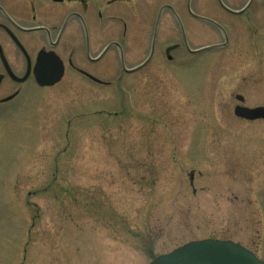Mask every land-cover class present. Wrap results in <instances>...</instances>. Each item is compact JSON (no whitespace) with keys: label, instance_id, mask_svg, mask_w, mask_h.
I'll use <instances>...</instances> for the list:
<instances>
[{"label":"rangeland","instance_id":"rangeland-1","mask_svg":"<svg viewBox=\"0 0 264 264\" xmlns=\"http://www.w3.org/2000/svg\"><path fill=\"white\" fill-rule=\"evenodd\" d=\"M184 1L110 8L131 61L149 53L159 9ZM193 4L230 26L218 0ZM241 23L225 50L167 54L180 36L164 11L144 71L110 74L111 89L67 77L0 110V264H149L201 240L264 260V121L233 113L264 107V11ZM192 29V48L221 42Z\"/></svg>","mask_w":264,"mask_h":264},{"label":"flooded vegetation","instance_id":"flooded-vegetation-1","mask_svg":"<svg viewBox=\"0 0 264 264\" xmlns=\"http://www.w3.org/2000/svg\"><path fill=\"white\" fill-rule=\"evenodd\" d=\"M193 1L185 0L178 5L181 8L165 5L159 9L149 53L136 63L126 56L124 41L114 39L115 17L110 14L111 7L129 0H0V110L19 104L18 99L28 89L50 88L37 84V68L42 64L54 69L59 61L62 67V78L53 87L67 77L78 76L97 87L111 89L114 82L109 81L110 74L124 76L144 71L154 58L164 11L172 17L180 36V43L166 47L165 53L183 47L190 57L225 50L232 32L242 36V19L251 15L256 18L264 11V0H218L230 24L226 28L198 15ZM254 2L257 9H252ZM194 22L214 30L221 42L192 48ZM122 24L121 34L125 37L128 28L124 21ZM247 29L258 31L252 25Z\"/></svg>","mask_w":264,"mask_h":264},{"label":"water","instance_id":"water-1","mask_svg":"<svg viewBox=\"0 0 264 264\" xmlns=\"http://www.w3.org/2000/svg\"><path fill=\"white\" fill-rule=\"evenodd\" d=\"M62 78V67L57 62L51 66L39 65L37 68V84L40 87H53ZM236 100L243 103V98ZM234 116L245 121H264V107L246 108L238 105L234 108ZM149 264H264L244 247L230 241L201 240L189 242L166 255L153 259Z\"/></svg>","mask_w":264,"mask_h":264}]
</instances>
